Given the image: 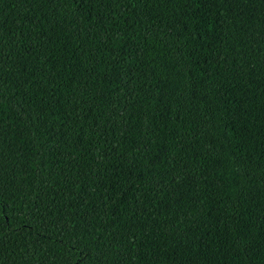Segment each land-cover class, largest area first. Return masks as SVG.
Listing matches in <instances>:
<instances>
[{
	"label": "trees",
	"instance_id": "1",
	"mask_svg": "<svg viewBox=\"0 0 264 264\" xmlns=\"http://www.w3.org/2000/svg\"><path fill=\"white\" fill-rule=\"evenodd\" d=\"M0 264H264V0H0Z\"/></svg>",
	"mask_w": 264,
	"mask_h": 264
}]
</instances>
